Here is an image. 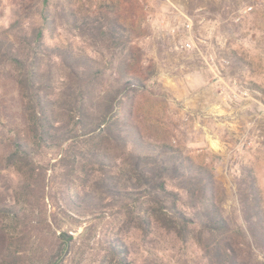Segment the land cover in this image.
<instances>
[{"label": "trees", "instance_id": "16d2710c", "mask_svg": "<svg viewBox=\"0 0 264 264\" xmlns=\"http://www.w3.org/2000/svg\"><path fill=\"white\" fill-rule=\"evenodd\" d=\"M138 61L133 32L110 5L31 0L0 26V84L15 93L0 102V264H64L74 241L64 231L30 259L48 205L77 225L108 220L98 264H264L253 169L240 167L227 211L209 163L143 131L137 100L151 90L132 73Z\"/></svg>", "mask_w": 264, "mask_h": 264}, {"label": "rangeland", "instance_id": "374dc122", "mask_svg": "<svg viewBox=\"0 0 264 264\" xmlns=\"http://www.w3.org/2000/svg\"><path fill=\"white\" fill-rule=\"evenodd\" d=\"M77 1L114 7L133 32L140 61L132 73L146 79L151 90L137 100L143 131L184 147L196 162L209 163L226 190L227 211L236 207L234 182L242 166L253 169L264 201V0ZM30 3L0 0V26L9 24L15 7ZM59 36L64 39L66 32ZM230 56L243 66L234 68ZM14 95L10 85L0 84L1 103L7 105ZM46 210L30 259L39 262L54 235L64 231L74 239L64 264H98V232L108 220L77 225L76 217L56 205ZM6 234L20 235L11 229ZM186 253L194 257L197 251L190 246Z\"/></svg>", "mask_w": 264, "mask_h": 264}]
</instances>
